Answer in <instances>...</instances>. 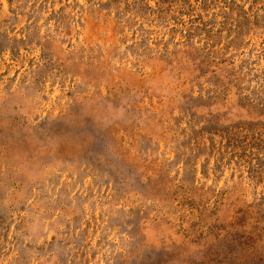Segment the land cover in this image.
Listing matches in <instances>:
<instances>
[{
  "label": "rangeland",
  "instance_id": "1",
  "mask_svg": "<svg viewBox=\"0 0 264 264\" xmlns=\"http://www.w3.org/2000/svg\"><path fill=\"white\" fill-rule=\"evenodd\" d=\"M0 264H264V0H0Z\"/></svg>",
  "mask_w": 264,
  "mask_h": 264
}]
</instances>
